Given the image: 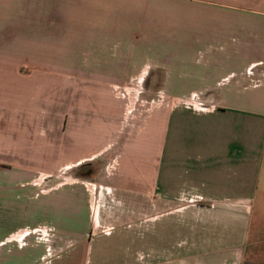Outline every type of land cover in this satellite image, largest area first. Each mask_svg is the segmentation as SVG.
<instances>
[{
	"label": "crops",
	"instance_id": "crops-1",
	"mask_svg": "<svg viewBox=\"0 0 264 264\" xmlns=\"http://www.w3.org/2000/svg\"><path fill=\"white\" fill-rule=\"evenodd\" d=\"M260 65L264 0H0V173L16 176L11 186L1 181L0 190H20L14 198L24 204L54 202L36 182L52 176L53 127L60 124L73 135L70 148H61L62 159L66 151L73 156L60 168L105 155L113 165L93 172L81 190L88 211L94 207L90 233L103 219L101 199L134 212L140 224L151 206L157 264L175 255L186 264H248L254 244L264 264V216L256 215L264 209ZM135 79L156 80L162 97L140 120L125 115L126 93L117 95L118 81ZM86 89L96 91L100 105L101 92L108 96L115 113L112 120L107 115L103 135L97 125V143L95 123H77ZM54 91L59 100L52 106ZM194 96L213 99L205 107L184 100ZM74 98L82 103L65 107ZM75 130L84 133L77 141ZM69 186L61 184V199L74 203L79 197ZM114 227L92 233L88 256L113 254L104 240L113 239Z\"/></svg>",
	"mask_w": 264,
	"mask_h": 264
},
{
	"label": "rangeland",
	"instance_id": "rangeland-1",
	"mask_svg": "<svg viewBox=\"0 0 264 264\" xmlns=\"http://www.w3.org/2000/svg\"><path fill=\"white\" fill-rule=\"evenodd\" d=\"M234 34L239 35L238 33ZM42 66L43 68H45L44 66L49 68L48 64H42ZM51 66L57 68L60 65L56 64ZM257 70H259V74L261 73L260 71L264 72V65H260ZM249 71L250 69L247 72ZM251 73L255 74L258 73V71L251 70ZM38 75L36 76V74H34L30 77L31 86L36 85L38 79L40 80L42 77V73H38ZM248 75L250 74L247 73L245 77L248 78ZM251 76L255 78V75ZM157 88L158 84L156 80L135 79L132 81H118L117 95L120 97H123L125 93L127 95V104L124 109L125 115H127V117L132 116L134 120L144 118L147 111H152V109L157 106L158 100L162 99V97L156 94ZM92 89L98 90V86ZM88 91V89L85 90L84 110L81 111L77 123H89L92 125L95 123L94 140L97 143V125H99V131L101 135H103L106 130L104 121L107 115L109 119L112 120L114 119L115 113H113L112 107L106 104L108 96L106 97L105 94L101 92L100 105L98 102V95L95 93L96 91L90 90V93H87ZM26 99L25 95H22V101ZM212 99L211 96L184 97L186 103L191 106L195 104V106L198 107H205L206 104L212 102ZM58 100L59 94L54 91L52 94V106L55 105V102ZM75 100L76 98L68 102L65 107L69 108L72 103L75 105H80V103H82V101ZM97 110L101 112L100 116ZM62 128L60 124L57 125L54 123L52 138L54 140V152L52 153V155L54 154V166L52 176L46 181L39 180L36 182L38 185L41 182L44 189H48V191L53 194L54 202H51V198L47 197V202L44 203L39 202V204H35L36 202L31 200L27 202V204H24V199H22V197L19 199L16 197L14 198V194L20 190H0V239L4 237L0 241V264H85L87 260L90 264H157V260L162 258V256H158L156 252V209L151 206L149 208V220L146 223L140 224V221L138 220L137 222L136 217H134L136 215L134 212H128V209L124 212L125 209L122 208L123 206L118 207V204L115 205L113 201L110 202V200L101 199V216L103 219H101L102 222L100 223V227L96 224L95 228L90 233L93 226L94 207L91 202L89 208L91 213L89 215V211L86 207V199L81 193V190L83 189V191H85L84 187L88 189L87 180L92 179L93 172L97 169L100 170L101 168L109 166L112 168L113 165L109 157L105 155L102 159L99 158L95 160L94 163H83L74 168L71 166L60 168L58 164H60L61 161L65 162V160L73 156V151H66L69 155L66 159H62L63 155L61 154V148L65 147L66 149L68 145L70 148V140L72 139L71 136H73L71 133L66 134V129L62 130ZM133 128H136L134 127V123ZM50 134L52 136V133ZM74 134L76 141L84 135L82 131L76 130ZM85 135L86 138L90 137L89 129H85ZM140 144L141 142L139 141L138 147L137 144L133 143L134 152L139 153L140 150H142L140 149ZM153 146H155V141H149L148 147L152 148ZM121 160H123V158ZM15 178L16 176L11 174H6L4 172L0 173V184L2 181L5 183V186H11L15 183ZM44 178L45 176L41 177V179ZM65 183H68V185H70L68 188L73 189L74 193L79 197V199L74 200V203L70 198L67 203L61 199V184ZM38 189L40 188L37 186V194H40L41 192H39ZM87 191L89 193V190ZM34 194L35 193L30 195ZM89 194L92 200V193ZM42 198H44V196L40 199ZM99 203V199H97V205H99ZM104 203L105 205H103ZM78 207L80 211L76 214ZM256 210H259L256 215L264 216V209ZM51 214H53L52 221L34 223L45 220V218L48 219ZM88 215L92 223H88ZM58 218H61L62 221L59 222L57 220ZM121 219L124 220L125 223H119L118 221ZM110 222L113 224H110ZM85 225L86 228H84ZM110 226H115L114 229L110 231L112 234L114 233L113 239L104 240L106 244H104V247L112 249L113 254H101L94 257L95 253L92 254L91 252V256H88L89 243L90 241L92 242L91 238H93L92 233L100 232V234L106 235ZM258 227L259 225L254 221L252 224L253 230L255 231ZM146 233L148 235V240L145 239ZM255 236L258 238L256 233ZM175 244L176 243H174V246ZM184 245L185 242L181 241V248H183ZM165 247L172 249L173 243H166ZM255 247H258V245L255 246L254 244V248H252L254 255L247 256L246 258V261H248L246 263L248 264H260V257L255 255ZM180 259L184 260V257ZM160 264H186V261L180 262L176 255L175 257L166 256L164 261Z\"/></svg>",
	"mask_w": 264,
	"mask_h": 264
}]
</instances>
